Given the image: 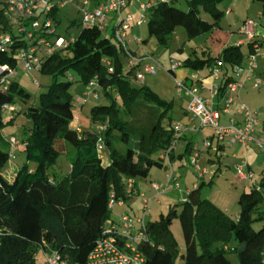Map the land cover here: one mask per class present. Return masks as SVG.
<instances>
[{
  "label": "trees",
  "instance_id": "16d2710c",
  "mask_svg": "<svg viewBox=\"0 0 264 264\" xmlns=\"http://www.w3.org/2000/svg\"><path fill=\"white\" fill-rule=\"evenodd\" d=\"M49 1L52 10L34 8L25 19L24 31H18L5 14L9 1H0V35L11 34V41L0 48V65L15 72L20 50L34 47L40 57L39 70L51 79L37 104L16 110L8 120L5 111L15 110L13 105L17 103L27 104L31 93L14 75L6 89L0 87V130L23 112L31 124L21 142L28 157L37 163L36 168L23 166L8 176L3 169L12 152L0 147V264H42L36 258L39 248L44 254L60 253L70 264L84 262L107 234V220L115 221L111 200L124 203L134 195L128 192L129 181L135 183L138 177H148L155 165L164 166L162 155L172 163L191 156L194 150L189 141L184 152L174 153L177 142L185 135H175L174 124L178 122L170 113L174 103L162 99L147 84H134L141 64L124 70L120 54L125 50L115 36L116 24L112 27L107 23L101 28L81 21L79 34L65 37L59 31L65 6H60L61 0ZM89 1L94 8L102 0ZM221 1L186 0L188 9L183 10L174 0H158L146 11L149 34L159 45H167L179 25L184 26L189 39L211 31L224 16L219 8ZM81 9L80 5L82 12ZM201 11L209 13L214 22L204 20ZM49 20L54 33L49 31ZM113 20L116 22L114 15ZM110 29L109 34L103 32ZM31 32L32 37H28ZM51 36H61L67 43L49 51L40 40L44 38L54 45L56 38L52 41ZM260 47H264V39L254 36L246 51L242 43L227 45L216 56L203 50L202 56L181 60V66L191 70L218 67L227 77L220 84L225 91L227 82L233 79L229 71L246 65ZM75 80L83 84L96 80V96L102 95L108 101L91 109L92 119L101 124L100 131L72 126L80 107L71 93ZM6 104L10 108H4ZM139 107H146L152 116L147 127L134 123ZM114 137L128 145L126 152L113 147ZM99 142L103 144L101 152L97 149ZM217 143L219 149L226 145ZM69 146L70 170L64 174L47 173ZM201 186L191 188L185 200L171 204L157 220L146 222L144 238L136 243L145 264H178L179 242L171 229L175 218L179 219L185 240L182 264H264V241L255 242L264 232V171L259 182L240 196L236 217L210 198L202 197ZM256 220L263 222L260 230L253 227ZM116 237L119 242L124 240ZM230 253L236 255V261L229 257Z\"/></svg>",
  "mask_w": 264,
  "mask_h": 264
},
{
  "label": "rangeland",
  "instance_id": "374dc122",
  "mask_svg": "<svg viewBox=\"0 0 264 264\" xmlns=\"http://www.w3.org/2000/svg\"><path fill=\"white\" fill-rule=\"evenodd\" d=\"M146 1L148 0H129L128 8L137 17L139 14L137 12V7L142 2ZM174 1V4L177 7L183 10L188 9L186 0ZM219 8L224 11V16L211 31L205 32L201 35L189 39L184 26L179 25L176 27L174 33L171 36V40L167 45H159L156 39L149 34L147 20L141 26L135 25L129 30V35L131 37L136 36L142 40L141 44H138V46L144 47L146 52L152 56V59H150L151 62H154L155 66L157 67L156 73H145V79L143 81L137 80L134 82V84L136 86L147 84L152 89H154L162 99L173 101L174 105L170 113L174 121H185L184 119L186 116L184 113V106H182V102H185L184 99L186 98V95L184 92L178 91L177 79L172 71H170L173 60L180 62L188 56H202L203 50L210 51L213 56H216L224 49L225 46L237 44L240 38L244 40V43H242V48L244 51H246L248 41L253 39L250 38L248 36V33L245 31V22L248 20L255 21L256 23L253 26L256 38L264 39L263 2L258 0H223L220 2ZM62 15L63 22L59 27V31L65 37H68L70 35L77 36L83 27L81 22L82 12L80 11L79 3L66 4L62 9ZM200 15L204 20L214 22V19L209 13L201 11ZM72 20H75L74 24H72ZM115 24V20L111 19V26L113 27ZM256 31H258L257 35ZM103 32L109 34L111 32V29L108 31L103 30ZM55 38L56 37L51 36L50 39L53 41L55 40ZM114 40L116 39L114 38ZM129 46L133 49H136L137 43L135 41H132L129 43ZM44 48L45 47L42 46V50ZM260 52L264 54V47H260ZM120 55L124 70L127 71L132 66L128 60V55L124 51H122ZM257 63V67L255 68V75L264 82V57L259 56L257 58ZM230 72L233 73L234 71L231 70ZM193 74L194 71L189 70L188 75L192 76ZM13 75L19 81L20 85L23 86L29 93H31V98L27 104L17 103L13 105V108L15 110H6L4 113V117L6 120L10 119L13 114L17 113L19 109L26 108L31 104H37L39 95L42 92L48 90V85L51 82L49 75L41 73V71L36 68L24 69L23 63L21 62L18 64ZM178 78L184 79V77ZM89 89L90 87L88 86V84H83L77 80H75L71 86V93L74 95V100L79 103L80 106L75 114L77 118L72 122V126H74L75 128L81 127L82 129H93L95 131H100L101 124L99 122H95L92 119L91 109L95 105L106 104L108 101L102 95L96 96L93 94H87L86 92ZM235 97L236 102H238L240 106L245 103L251 110L258 113V117L262 121V131L260 132L263 134L264 138V129L262 128L264 125V84H262L257 89H252L251 87L246 86L240 89V91L235 94ZM151 121L152 116L149 114V111L146 107H139L136 109L134 115V123L137 126L147 127ZM30 124L31 123L29 119L23 112H21L16 116V119L12 123L3 126L0 130V147L12 152V155H10L9 160L3 169V172L8 176H10L15 172V170H18L23 166H27L28 168H36L37 166V163L33 159H30L28 157L27 152L24 150V146L21 142L26 135L25 129L26 127L30 126ZM205 133L207 136H212L214 131L212 128L203 127L197 135L200 146L199 148L207 152V147L204 145L202 137ZM115 134L118 135L119 133L116 132ZM11 137L16 138V140L18 141L17 145L12 146L11 143H8ZM251 144L246 152L243 151V157H239V159L237 160L238 162H241L244 159H247V161H252L254 154L258 155V157L260 158V166L256 168L257 176L253 178L254 181L253 179H238V170L233 161L231 162L230 160L229 162H224L230 165L231 170H229L226 165H222L221 174H223L224 172V176L220 177L214 184H211V181L209 180L205 185L203 184L204 189L202 191V197L208 198V196H210L211 200L215 204L224 209L233 217H236L237 212L240 211V196L243 193L248 192L252 188L254 183L259 182L261 173L264 171V151L259 147L256 148L255 145ZM226 146L227 152L225 153V159H227L229 155L228 145ZM113 147H115L119 151L126 152L128 145L120 140V138L114 137ZM71 154L72 147L69 146L67 153L61 156L57 163L47 170V173H67L71 168L69 159ZM206 157L202 160L207 164ZM164 161L166 166L155 165L151 168L150 175L148 177H138L135 180L138 183L145 182L147 184H150V181L154 180L153 177L156 175L154 173L169 172L170 169L168 159H165ZM183 162L184 163H182L180 160L173 161V165H175L177 173L178 169H180L182 173V170L188 171V169H190V166H194L193 164H191L188 156L184 158ZM233 165L235 168L233 167ZM207 166L211 167L214 170L217 168V166H215L214 164L208 163ZM218 176H220V170ZM183 179L185 180V178ZM159 186L161 187V189L160 191H155V194L157 193V195L154 196V200L155 202H158L159 199L162 200L161 209L154 208V206L150 209L147 208L146 221L157 220L160 217V214H165L169 211V207L171 205V189L173 188V184H170V186L166 190L164 189L165 185ZM181 202V199H177V201L172 204H180ZM118 205L119 204H116V209H113L112 211V216L115 218V223H119L123 215L122 211H118ZM140 208L142 210V207ZM262 226V221L256 220L253 222V227L256 230H260ZM171 229L179 242L180 251L177 255V263L182 264L181 253L185 252V240L178 218H175L173 220ZM258 238L259 236L255 239V242L256 240H261V238ZM235 244L236 241H233L232 246H234ZM229 257L233 261L237 260V257L234 253H230ZM36 258L41 263L44 261L45 254L41 248H39V250L37 251Z\"/></svg>",
  "mask_w": 264,
  "mask_h": 264
},
{
  "label": "built area",
  "instance_id": "2783aa9c",
  "mask_svg": "<svg viewBox=\"0 0 264 264\" xmlns=\"http://www.w3.org/2000/svg\"><path fill=\"white\" fill-rule=\"evenodd\" d=\"M8 4L5 9V14L9 16L10 21L17 26L18 31H24L25 19L28 18L32 13L34 8L43 9L45 12L52 10V3L49 0H8ZM60 6H65L68 3L81 5L82 10V22L84 25H97L103 28L107 23H109V17L111 14L114 15L116 19L115 36L118 41L124 47L126 54L128 55V60L131 65L141 64V71L137 74V80L143 81L145 79V73L154 74L157 72V67L154 62H151L152 56L146 52L144 47H139L134 50L129 46V43L134 39L136 43L140 44L141 39L129 35L130 28L135 25L141 26L146 21V11L152 7L158 0H148L142 2L137 7L138 16L136 17L132 13L128 6L129 1L127 0H102L97 6L91 8L89 0H61ZM165 1V0H161ZM51 20L47 21L49 26V31L51 33L55 32L54 27H50ZM255 21L248 20L245 22V31L248 33L250 38L255 36V31L253 26ZM32 32L28 34V37H32ZM73 39V38H72ZM11 41V34L3 33L0 35V48L4 46L5 43ZM40 43L49 47V51H53L57 46H61L67 43V40L61 36L57 37L54 45H51L50 41L46 39H41ZM259 56L264 57V54L258 50L253 57L247 59V63L244 66L236 67L234 70L233 79L227 82L225 91L221 90L220 86L214 84L210 89L209 96H203L199 92V87L194 83L187 82L184 79H177V86L179 92H184L186 90L187 94L191 96L186 109L192 121L196 122L191 125H183L182 123H175V135L182 136L187 130H192L194 132L202 129L203 127L212 128L214 133V138L218 142L225 143L226 145H233L235 143L241 144L245 149L249 147L250 143L253 141L257 142L258 147L264 151V141L255 139L254 133L256 132V127L259 123L258 113L251 110L245 103L240 106V112L242 114L243 120L241 122H235L231 119L228 123L222 122V116L229 112L230 107L234 104L235 94L244 87V82L241 81L238 76L240 73L248 69L247 78H251V73L257 67V58ZM19 61L23 63L24 69H39L40 68V57L36 53L34 47L26 50L22 49L19 52ZM180 62L173 60L171 70L174 72L179 66ZM194 71V76L197 80L202 81L204 79L203 72L201 69H196ZM210 75L213 77H218L224 72L218 67L209 68ZM172 72V73H173ZM14 71L7 65H0V87L7 88L11 81ZM225 78L226 75H224ZM264 82L256 77L251 85L252 89L259 88ZM88 90L89 94L97 95L96 88L98 87V82L92 80L89 82ZM223 95V99L218 103L220 106L215 107V99ZM4 108H10L9 105H5ZM76 112V110H75ZM77 117L75 116V119ZM204 145L210 147L212 141L206 137L204 139ZM11 144L14 146L18 144L16 138H11ZM176 142L173 145L175 147ZM99 152L103 150L102 142L97 145ZM201 149L197 144L194 145V150L190 156L191 164H196L199 157ZM102 155V154H101ZM162 158H167L166 155H162ZM168 159V158H167ZM169 172H167V181L165 183L164 189L166 190L172 182L176 181L174 175V170L172 163L168 159ZM247 159H244L236 165L238 170V176L241 178H252L253 172L247 170ZM206 172V169H202L199 176L202 177ZM156 190H160L161 187L158 184H153ZM128 192H133L134 194L141 195L144 201L145 211L149 207L150 199L146 197L143 193H139L136 188H134V182L129 181ZM116 204H123V201L111 200L110 205L114 207ZM146 221L144 216L134 218L128 213L122 215V219L119 223L108 219L107 227L105 233H107L102 239H100L93 250L89 253L87 259L84 262H76L74 264H145V257L137 249V241L144 238V227ZM116 235L123 237V241L119 242ZM125 241V243H124ZM123 244L125 246H123ZM42 264H70L68 260L64 259L62 255L58 252L46 253L44 261Z\"/></svg>",
  "mask_w": 264,
  "mask_h": 264
},
{
  "label": "crops",
  "instance_id": "0c3cea01",
  "mask_svg": "<svg viewBox=\"0 0 264 264\" xmlns=\"http://www.w3.org/2000/svg\"><path fill=\"white\" fill-rule=\"evenodd\" d=\"M127 1H129V0H127ZM111 19H113V15H111L109 17V26H111ZM257 33H258V31H256V35H257ZM132 41H135V40L132 39ZM238 41L239 42L237 44L244 43V40L242 38H240ZM138 48H139V46L137 43L136 49H138ZM136 49H134V50H136ZM180 63H181V61H180ZM178 68L173 72L174 76L176 78H178V77L183 78L184 77V80H186L187 82L194 83L195 85H197L199 87V92L205 97L209 96V94H210L209 91L213 87V85L217 84L220 86V84H222V80L224 78L223 73L221 75H219L218 77H213L212 75H210L209 69H204V70H202L204 79L202 81H199L194 76V74L192 76L188 75L189 70H191V69L184 68L181 65ZM230 71H229L230 74L234 73V72L231 73ZM247 75H248V69H245L240 73L238 78L244 82V87H246V86L251 87L252 83L254 82V78L257 77L255 75V69L251 73V76H252L251 78H247ZM184 93L186 95V98L184 99L185 102H182V106H184V113H185L186 117L184 119L185 120L184 122H178V123H182L183 125H191L192 123L196 122V120H194V121L191 120L190 115L186 111V106H187L191 96L189 94H187L186 90L184 91ZM222 97H223V95H220L215 99V107L220 106L218 103L220 102L221 99H223ZM231 119L235 120V122H241L243 120L242 114L240 112V104L238 102H236V97L234 99V104L229 109V112L224 114L222 116L221 120L224 123H228ZM261 126H262V121L259 119V123L256 127V132L254 133V137H255V139L264 141L263 134L260 132V131H262ZM262 128L264 129V125ZM199 131L194 132L192 130H187L185 135L182 136L183 138H180L179 141L177 142L176 148L174 149V153L176 155H178V154H181L182 152H184V150L186 149L187 143L189 141L192 142V145L197 144L198 147H200L198 137H197V135L199 134ZM202 137H203V141L206 137H208L212 141V145L210 147H207V152L204 150L200 151L199 157L197 159V163L194 164V166H190V169H188V171L182 170V173H181V170L178 169V173H177V170L175 169V165H173V162H172L176 181L171 183V184H173V188L171 189V204L174 203L175 201H177V199L185 200L190 189L197 186V185H200V184L202 185L201 186V196H202V191L204 189L203 184L205 185L206 182H208V180L211 181V184L212 183L214 184L215 182L218 181V179L220 177L224 176V172H223V174H221L222 165H226L229 168V170H231L230 165L226 164L224 161L229 162L231 160V162L233 161L234 165L236 166L238 163H240V162H238L237 159H239V157H243V151L246 152V150L250 147V145H249V147L245 149L239 143H235L233 145H228L229 155L227 154L228 158L225 159V153L227 152V146L226 145H224V147L222 149H219V145L217 143L216 138L212 139L211 136H207L206 133L203 134ZM251 143H250L251 145H255L256 148H258L256 141H253ZM205 157L207 158L206 159L207 164L209 163V164H214L215 166H217V168L215 170L212 169L211 167L207 166L206 162H204L202 160ZM188 158L190 159V156H188ZM259 160H260V158L258 157V155L254 154L253 160L247 161L248 165L246 168L253 172L252 178H241L238 176V179H240V180H242V179L251 180V179L255 178L257 176L256 168L260 166ZM180 161L182 163H184L183 162L184 157ZM234 165H233V167H234ZM202 169H206V172L203 174L202 177H200L199 174L202 171ZM219 170H220V176H218ZM154 174H156V175L153 177L154 180L150 181V184H147L145 182L138 183L137 181H135L134 184H135V188L137 189V191L139 193H143L146 197H150L149 198L150 203H149V207H148L149 209L152 208L153 206H154V208L161 209L162 200L159 199L158 202L157 201L155 202V200H154L155 199L154 196L157 195V193L155 194V191L157 192L160 190H156L154 188L153 184L158 183V185H165V183L167 181V172H165V173H154ZM183 178H185V180ZM253 181H254V179H253ZM208 198H210V196H208ZM140 207H142V210H144V211H142ZM143 208H144L143 198L141 197V195H138V194L132 195L126 202L118 205V211H122L123 214L128 213L131 216H133L134 218L144 216L145 221H146L147 212ZM113 209H116V205L113 207ZM238 214H239V212H237L236 216ZM263 241H264V232H263V234L261 236V240L259 242H263Z\"/></svg>",
  "mask_w": 264,
  "mask_h": 264
}]
</instances>
